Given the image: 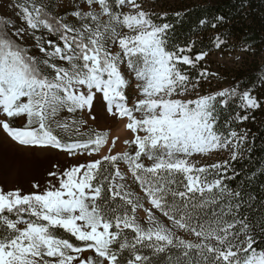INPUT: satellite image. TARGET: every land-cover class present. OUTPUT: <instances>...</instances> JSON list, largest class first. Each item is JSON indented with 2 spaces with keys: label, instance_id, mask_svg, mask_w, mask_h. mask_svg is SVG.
Here are the masks:
<instances>
[{
  "label": "snow or ice",
  "instance_id": "snow-or-ice-1",
  "mask_svg": "<svg viewBox=\"0 0 264 264\" xmlns=\"http://www.w3.org/2000/svg\"><path fill=\"white\" fill-rule=\"evenodd\" d=\"M10 6L19 9L26 27L0 19V130L21 146L54 148L78 162L64 169L54 165L45 185L33 182L28 193L0 187V264H159L153 258L172 249L182 257L195 250L204 264H264V249L254 246L252 229L258 225L247 216L228 222L213 213L201 222L186 210L196 192L210 194L203 205L219 199L216 189L221 195L227 191V160L204 167L190 160L229 148L231 159H237L247 132L232 125L248 121L249 113L262 106L253 89L241 92L237 85L200 94L201 85L218 76L206 67L192 75L209 51H195V39L169 50L172 25L156 23L155 14L138 0H72L63 15L54 10L62 4L24 0ZM223 21L217 17L212 28ZM207 23L200 21L202 27ZM213 46H226L220 33ZM129 88L137 93L131 105ZM234 101L237 111L225 120L227 131H221V113ZM68 114L78 119L69 122ZM104 117L126 119L132 138L123 143L135 146L134 153L114 152L120 138H109L107 130L67 141L58 134L73 127L79 134V125ZM144 156L150 165L142 162ZM81 157L89 159L79 162ZM121 161L151 207L144 208L124 182ZM213 171L218 178L209 182L206 174ZM178 174L187 180L184 191L170 187L175 183L170 178ZM169 193L183 207L169 204ZM140 208L147 213V228L137 221ZM153 209L172 228L157 220ZM259 227L264 232V225ZM173 229L190 231L199 242ZM145 248L151 256L143 254ZM167 260L184 264L180 256Z\"/></svg>",
  "mask_w": 264,
  "mask_h": 264
},
{
  "label": "trees",
  "instance_id": "trees-1",
  "mask_svg": "<svg viewBox=\"0 0 264 264\" xmlns=\"http://www.w3.org/2000/svg\"><path fill=\"white\" fill-rule=\"evenodd\" d=\"M179 13L180 15H177ZM154 20L158 24L168 23L172 25L169 30V50L186 41L195 39V51L208 50L209 55L212 53H230L239 54L234 59L233 67H221V82L214 91L223 88L235 87L239 85L242 92L247 88H252V94L256 95L261 101V108L249 113V120L240 124H233L232 127L238 132L241 130L247 132V140L241 146L237 159L232 160V150H216L217 156L214 159L206 160L202 163H194L196 167H204L216 163L228 161L229 167L227 177L223 181L227 191L223 195L220 189L215 190V195L219 197L215 203L203 204L202 201L208 200L210 194L206 193L203 197L199 192L192 196V200L187 206V211L200 221L212 217L213 213L219 214L228 222L233 217H248L250 224H256L257 227L252 229L255 238V247L264 249V232L259 225H264V87L260 86L261 78H264V0H182L161 4L157 11H154ZM164 15L163 19L160 17ZM219 16L224 17V21L217 28H212L211 24L216 22ZM201 20L208 23L203 27L200 25ZM220 33L221 39L226 41V46L217 50L213 46L214 37ZM247 46V50H244ZM195 55V52L192 54ZM202 61L197 69L191 70L193 77L197 75L200 69L205 68ZM209 70V68H208ZM211 71V70H209ZM202 89V88H201ZM205 93V92H204ZM206 92L205 94H207ZM235 101L228 108L222 111L220 120V130L227 131L224 128V122L230 114H234ZM243 114V113H242ZM254 116L255 120L251 119ZM122 162V161H121ZM121 162L119 167L121 169ZM207 180L210 182L218 177L214 171L207 173ZM170 179L175 183L170 185L172 190L184 191V185L187 183L183 174L174 175ZM133 181V180H132ZM137 187L138 184L135 183ZM235 193H239L236 196ZM141 201H147L143 194L140 196ZM169 204H176L183 207V202L179 197L173 200L171 193L166 197ZM119 204V201H117ZM239 209H236V205ZM114 207L116 205H113ZM156 219L165 226L172 228V222L163 216L162 213L153 209ZM137 221L148 227L147 218L142 217L137 209ZM196 220H193L195 223ZM177 236L198 243L199 239L190 231L182 229H173ZM239 231V228L236 229ZM129 234V239H131ZM243 236L240 237L243 240ZM215 243V241H213ZM118 247V246H117ZM144 255H152L150 249L145 248ZM130 253L125 252V259ZM171 255L173 261L180 256L184 264H204L203 258L192 251L190 257H182L181 252L172 249L170 253L161 254L154 257V261L159 264H171L167 256Z\"/></svg>",
  "mask_w": 264,
  "mask_h": 264
},
{
  "label": "rangeland",
  "instance_id": "rangeland-1",
  "mask_svg": "<svg viewBox=\"0 0 264 264\" xmlns=\"http://www.w3.org/2000/svg\"><path fill=\"white\" fill-rule=\"evenodd\" d=\"M174 1L182 0H138L142 4L145 11L154 13L157 11L161 4H167ZM189 1V0H188ZM17 2L23 3L24 0H0V19L11 20L17 26H24L23 21L20 19L17 13L19 9L10 6L15 5ZM50 2L53 6L63 5V7L55 8V11H58L60 15H63L65 11L71 10L70 6L72 0H36V3ZM78 3L79 0H76ZM124 11H128L127 8ZM70 22L76 23L74 17H70ZM12 29L9 28V31ZM40 33L38 32L37 35ZM51 39H56V37H51ZM29 44H32L33 41L29 40ZM116 49H114L115 51ZM33 55H39L38 50H33L31 53ZM239 56V54H230V53H212L206 57L204 60L206 68L211 70L210 72L218 73L216 77H210V82L203 83L201 85L200 94H205L206 92H211L216 89L219 83L221 82V67H233L234 59ZM205 92V93H204ZM127 95L129 96V104L131 105L133 98L137 96L134 88H129ZM194 98V97H186ZM99 111V108L97 109ZM61 118H64L62 115ZM69 122L72 119H78V117H72L70 114L67 115ZM126 119L117 120L111 117H104L97 122H89L86 126L79 125V134L76 132V128L73 127L68 132H63L60 130L58 134L67 141L71 139H87L89 135L94 134L97 130L103 131L107 130L109 138L118 136L120 139L117 141L114 152H135V146H128L123 143L125 139H131L132 133L125 129ZM16 126H21L19 121H16ZM216 151H212L207 154H195L191 158V163H202L209 159H214L217 154ZM106 154V150L105 153ZM92 159H97L99 156H93ZM88 157H81L79 162H85ZM77 160L70 158L65 152L59 151L54 148L47 149H32L30 147L21 146L16 142L12 141L2 130H0V187H3L5 191L20 188L23 192L28 193L33 191L32 188L33 182H39L43 187L45 185V178L49 171L54 170V165H59L60 169L69 167L71 164L77 163ZM142 162L145 165H150L152 161L148 160L146 156L142 157ZM121 171L127 177L124 181L127 185L130 186L131 190L137 195L141 196L143 193L140 187H137L132 181L131 174L127 170V165L125 162H121ZM142 202V201H141ZM144 208H149L151 205L143 200ZM144 208L138 209L139 214L147 218V213L144 211Z\"/></svg>",
  "mask_w": 264,
  "mask_h": 264
}]
</instances>
